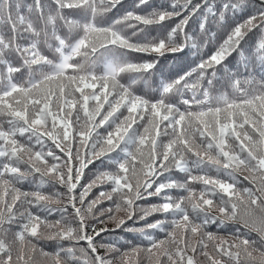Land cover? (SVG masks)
I'll return each instance as SVG.
<instances>
[{"label": "trees", "instance_id": "1", "mask_svg": "<svg viewBox=\"0 0 264 264\" xmlns=\"http://www.w3.org/2000/svg\"><path fill=\"white\" fill-rule=\"evenodd\" d=\"M58 77L88 86L112 81L145 115L121 128L115 148L97 154L92 136L111 133L116 122L73 130L76 147H63L48 124L34 128L0 114V183L32 197L21 221L14 222L12 206L0 222V264H10L6 240L14 251L34 248L11 264L42 257L99 264L61 200L70 193L105 263L264 264V157L241 134L232 158L217 146L225 156L195 152L166 168L154 164L137 186L126 171L132 151L146 145L148 119L158 116L157 151L161 141L172 145L191 132L206 147L199 122L264 101V0H0V100ZM239 125L246 143L254 136L264 142L257 126ZM70 162L81 170L75 192L65 179ZM212 178L230 192L204 180ZM35 224L48 236L34 232Z\"/></svg>", "mask_w": 264, "mask_h": 264}, {"label": "rangeland", "instance_id": "2", "mask_svg": "<svg viewBox=\"0 0 264 264\" xmlns=\"http://www.w3.org/2000/svg\"><path fill=\"white\" fill-rule=\"evenodd\" d=\"M102 82L88 86L83 85L80 79L71 77L51 79L30 91H16L8 98L0 100V114L16 116L34 128L41 127L39 125L44 126L48 124L47 130L53 131L52 141L55 139L56 144L59 145L61 144L59 143L60 138L63 142V147H76V145H73V130L89 133L90 130L98 129L100 125L106 122H116L111 129V133L102 135V137H98L97 135L92 136V142L97 144V154L103 153L107 149H113L119 144L121 138L124 136L122 127L134 125V122L141 121L145 113L134 112L137 110L135 108L136 105L126 103L123 99L125 96L117 91L119 88L116 87L115 83L112 81ZM157 117L154 116L152 119L147 120L146 126L148 129L143 132L146 145H137L135 150L132 151V159L127 163V176L136 186L140 181L142 183L147 179L154 164L158 167L163 162L166 168L167 165L181 160L185 155H195V152L200 153L201 157L204 156L203 152H210L218 156H225L224 154H226V157L232 158L231 154L233 152L231 150H234L233 147L238 148L240 146L239 134H241L240 137L245 142V147L256 156L264 157V142H257V137L254 136V141L246 143L243 136L245 132L241 130L239 125V122L242 123L245 130H248L249 126H257L254 129L258 131L256 134L264 138V101L260 102L257 106L250 108L237 107L224 116L222 114L213 115L199 122L198 133L211 141L206 147L197 145L199 142L193 138V133L191 132L189 139L177 141L172 145H166V143L161 141L162 149L160 151L155 150L152 147V143L158 130ZM101 133L104 134L103 132ZM80 145L84 146L85 142ZM217 146L221 149L225 148V153L219 154L215 150ZM168 155L175 157H169ZM212 159L216 160L215 157H212ZM72 162L66 166V172L68 173L65 179L70 185L71 192H75L80 188L79 180L81 176L79 173H81V170L75 171V166ZM73 175H77L78 177L75 178ZM104 180L108 181L109 179L104 178ZM204 180L210 186H215L226 193H229L231 190L228 184L216 178ZM111 196L112 194H108L106 198H110ZM29 198H32L31 195L20 192L18 188H14L13 186L8 187L6 184L0 183V222L1 220L8 222L10 219L9 215H11L9 209L12 206L16 207L14 214L16 218L13 217L14 222L21 221L27 215L28 210H30H27L25 204V201ZM61 200L63 204H66L75 212L80 224V236L88 244L89 248L92 249L98 263L113 264L111 261L105 263L102 257L103 251L94 245L95 234L91 232L92 223L80 213V206L75 204L76 201L73 193H70L66 197L63 196ZM112 210L113 212L115 211L114 209ZM113 212H111V215ZM95 213L97 215V212ZM46 226L51 230L53 223L48 222ZM108 227L111 228L110 226ZM45 228L43 225L35 224L33 231L38 232L41 236H48L45 235L47 232ZM10 241L6 240V243L2 242L11 251V258L7 259L10 264L14 258L21 257L20 253L23 250L27 251L25 254L29 258L32 256L34 248L30 244L19 246L14 251L9 245ZM33 260L37 261L38 264H55L52 257H42Z\"/></svg>", "mask_w": 264, "mask_h": 264}]
</instances>
